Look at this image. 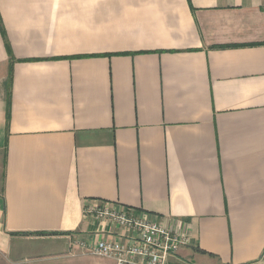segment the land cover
I'll return each instance as SVG.
<instances>
[{"label": "crops", "instance_id": "0c3cea01", "mask_svg": "<svg viewBox=\"0 0 264 264\" xmlns=\"http://www.w3.org/2000/svg\"><path fill=\"white\" fill-rule=\"evenodd\" d=\"M104 207L264 264V0H0V264H117Z\"/></svg>", "mask_w": 264, "mask_h": 264}, {"label": "built area", "instance_id": "2783aa9c", "mask_svg": "<svg viewBox=\"0 0 264 264\" xmlns=\"http://www.w3.org/2000/svg\"><path fill=\"white\" fill-rule=\"evenodd\" d=\"M96 210L99 217L116 222L131 236L127 242L105 240L97 245L79 242L89 255L114 259L117 264H166L170 255L191 242L188 235L133 213L108 207Z\"/></svg>", "mask_w": 264, "mask_h": 264}]
</instances>
